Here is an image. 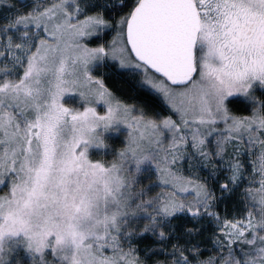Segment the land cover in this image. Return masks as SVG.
Returning <instances> with one entry per match:
<instances>
[{
    "label": "snow or ice",
    "instance_id": "obj_1",
    "mask_svg": "<svg viewBox=\"0 0 264 264\" xmlns=\"http://www.w3.org/2000/svg\"><path fill=\"white\" fill-rule=\"evenodd\" d=\"M0 264H264V0H0Z\"/></svg>",
    "mask_w": 264,
    "mask_h": 264
}]
</instances>
